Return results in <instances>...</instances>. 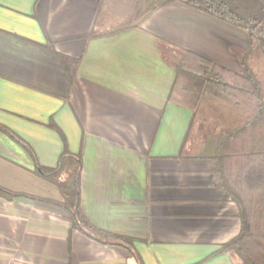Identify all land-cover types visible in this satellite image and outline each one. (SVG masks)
<instances>
[{
	"label": "crops",
	"instance_id": "0c3cea01",
	"mask_svg": "<svg viewBox=\"0 0 264 264\" xmlns=\"http://www.w3.org/2000/svg\"><path fill=\"white\" fill-rule=\"evenodd\" d=\"M103 0H0V264H236L239 206L192 112L167 101L176 49L234 71L240 28L178 0L95 34ZM120 21V20H114ZM113 20H100L110 26ZM98 24V25H99ZM102 29V28H100ZM80 155L73 227L36 168Z\"/></svg>",
	"mask_w": 264,
	"mask_h": 264
},
{
	"label": "trees",
	"instance_id": "16d2710c",
	"mask_svg": "<svg viewBox=\"0 0 264 264\" xmlns=\"http://www.w3.org/2000/svg\"><path fill=\"white\" fill-rule=\"evenodd\" d=\"M165 0H103L93 33L136 25ZM243 30L248 45L238 53L241 70L229 69L195 52L176 49L175 76L167 101L192 112V128L207 134L217 168L213 184L239 206L240 232L222 246L236 264H264V0H178ZM100 20H113L110 26ZM120 20V21H114ZM99 24V25H98ZM102 28V29H100ZM80 155L66 148L54 167L36 173L55 185L73 227L107 239L116 235L93 226L79 204ZM0 188V197L12 199Z\"/></svg>",
	"mask_w": 264,
	"mask_h": 264
}]
</instances>
